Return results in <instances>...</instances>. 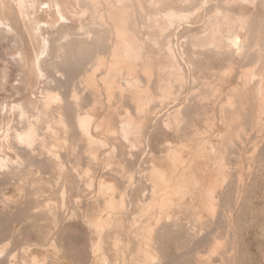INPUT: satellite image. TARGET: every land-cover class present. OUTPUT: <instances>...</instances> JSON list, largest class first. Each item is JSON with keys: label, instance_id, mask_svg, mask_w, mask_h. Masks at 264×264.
<instances>
[{"label": "rangeland", "instance_id": "obj_1", "mask_svg": "<svg viewBox=\"0 0 264 264\" xmlns=\"http://www.w3.org/2000/svg\"><path fill=\"white\" fill-rule=\"evenodd\" d=\"M204 4H202L204 8L202 6L203 9L200 14L205 17L214 9V5L216 4H221L224 8L228 6L233 11H237L236 7H238L237 5H230L224 0H215L212 5H207L208 7ZM262 6L264 13L263 3H261ZM220 7L223 8L222 6ZM150 9L152 10V8ZM257 9L258 7L255 10ZM231 10L228 13L231 14ZM262 18L264 19V15ZM5 20L3 19L4 22H2L8 23ZM85 20L83 25H86ZM62 22L76 26L77 30L83 27L77 23V20H62L58 23L59 27ZM196 23L188 25L189 28L183 27L179 34L183 37V34H186L188 30L192 34V29L195 28L193 31H196L197 28L200 29L201 24L198 25V20ZM59 27L51 28L54 30L51 35H56L55 30ZM6 29H10L9 34L0 36V139L4 137L6 127L11 125L15 118L16 111L13 110L12 106L19 104L31 111L32 105L30 103L34 99L32 92L36 90L31 84V79H29V87L23 86L17 79L21 76L22 66L25 63L21 54L23 50H29L28 43L30 42V38L17 27L13 29L7 27ZM189 34L184 35L186 37H183V39H189L187 38ZM171 36L173 35H167L161 39V42L172 39L173 37ZM182 37L178 38V40H183ZM158 38L155 41H158ZM108 45L107 42H101L97 54H93L94 50H88L87 52L89 48L84 47L85 52L82 49L83 53L79 51L81 55L76 53V56H73L75 60L68 61L72 66L69 77H73L69 78L67 83L63 85V89L67 88L70 92H75L76 89L78 95L76 99L79 103L77 111L81 114L87 112L95 113L96 109L99 111L98 109H100L101 105L96 104V101L92 98L90 92H88L89 89L86 90L87 88L85 89L83 85L79 84L74 75L92 73L91 68L93 67L91 63L99 61L100 57L106 61L109 58L107 52ZM195 56L197 58L201 57V61L198 59L199 62H197ZM195 56L193 66L195 65L196 69L193 67V71L197 75V78L199 77L198 81L200 82L201 80L200 83L197 81L199 86L197 91L207 94L205 96V99H208L209 102L207 105L211 104L219 109L222 101L225 99V97L219 95V92L227 91L229 94H232L235 82H241V79L244 80V78L242 76V78L238 77V73H236L238 71H235L230 81L224 80L220 72V69L225 66L224 60L210 57L207 59L211 61H208L204 57V54L200 52L195 54ZM70 59L71 57L68 58V60ZM76 59L80 62L76 61ZM203 59L206 60L205 63L207 64L202 62ZM208 62L211 63L208 64ZM29 63L32 66L34 61L29 59ZM197 63L198 65L200 63L201 66H197ZM248 66L249 69L253 67L252 65ZM101 68L98 73L103 72L101 70H104V67L101 66ZM214 69H216L215 76H211ZM64 76L65 74L63 73L61 77L63 78ZM211 77L220 81L214 93H211L213 92L212 88L206 84V81ZM74 78L76 79L74 80ZM95 84L100 89V83L96 81ZM236 85L238 88L235 87V89L240 90L239 83ZM208 87L210 88L208 89ZM143 88H146V86H143ZM81 93L82 96H80ZM31 94L32 96H30ZM37 94H39L38 91ZM237 95H239L238 101L236 100L238 98ZM237 95L235 93V99L231 102L233 107L236 106L234 108L236 111H240V106L241 108L248 107L245 109L247 112L254 109L253 101L243 99L242 94H239V92ZM235 100L238 102L236 103L237 105L235 104ZM109 107L114 116L116 112L118 114L120 110L124 111L125 109L129 110L128 112L131 116L135 114L133 104L125 98H121L120 100L115 99L114 102L111 101ZM234 109H230L229 112H235ZM204 110V107L199 108L198 113H194L191 118V121L199 122L198 133H194L195 127L190 124L185 129V133H182L181 139L174 137H170V139L177 145H184V155L186 158H188V152H191L195 148L194 144L198 140L201 141L203 138L209 136L215 146L221 142L220 144L223 146L221 153L224 152L222 154L225 156L222 160V164L224 161V168L221 163L213 164V157L208 159L206 156L199 157L190 164H179L177 174L182 173V184L180 186H178L179 184L176 185V188L172 189V191L169 189L171 191L170 194L169 190L166 191L165 186L161 185L163 192H168L167 194L170 198L161 207L155 208L148 213L144 212L143 215H139V209L141 210L148 200L145 197L149 196L150 189L152 188L151 183L156 180L159 181L158 175L150 168V160L156 161L155 165L159 168L161 167L160 169H165L168 172L171 169L173 170V164L169 162L168 164H164L162 163V158L155 157L153 154H160L163 149L161 145L163 144L164 137L157 131H153L156 133L151 132L153 134H148L151 137L145 138L143 135L142 137L139 135V145L133 141L132 136H128V138L130 137L128 146L132 144V147L129 146L130 148L128 147L124 151L120 148L113 151L111 149L112 140L110 137H106L107 132L104 129L103 131L101 129V132L98 131L97 134L95 132V136L101 142L97 148L91 143H87L88 145H86L85 141L83 142L78 136L73 135L72 130H69L67 135L68 143H65V145L68 144V147L63 143H61L63 147L59 144L62 160H66V162L63 160L65 164L61 173L59 172L58 164L47 165L38 160L35 161L36 164L34 162L29 163V166L28 164H22L21 168L26 169H22L18 176L16 175L14 178L5 177L0 173V264H153L154 261L151 263V256L153 255V260L156 259L155 262L157 264H264V152H262L261 157L257 160L258 162L246 164L245 156L247 152H243L241 144L236 145L239 149L238 151L235 148L231 149L233 141L234 144L235 142H243L242 144L246 145L244 142L246 137L244 138L243 136L249 137V134L253 135L257 132L259 124H261L262 130L259 133L264 136V119L255 121L257 118L248 113L247 115L243 114L245 116L227 117L225 118L226 120H221L217 116L211 122L206 118ZM67 111L73 115L71 110L68 109ZM113 112L115 113L113 114ZM142 120L146 121L145 118ZM139 121L143 124L140 119ZM210 123L212 127H209ZM59 130H56V141L60 143L63 138V132ZM116 133L118 134V132ZM222 134L224 139L221 140ZM176 139L177 141H174ZM223 141H227L228 144L225 142L226 145L222 144ZM187 144L193 145L192 148L186 147ZM134 148H138V157H133L132 155L134 152L132 149ZM121 150L124 152L123 156ZM126 152L131 156H127ZM152 155L155 158H152ZM138 159H141V164L136 163ZM219 164L221 167H217ZM225 164H227V167ZM217 168H220L221 172L213 173L214 169L217 170ZM77 169H79V172H82L83 176ZM75 172L80 174V177L82 176L81 179L75 177L73 174ZM213 174L215 175L213 176ZM217 174L220 175L218 176ZM101 181L102 186L100 187ZM174 182L176 180H173ZM111 183H114L115 186L113 184V187ZM106 185L112 188H108ZM236 185H239L240 188ZM203 187L210 188H206L203 192L205 189ZM219 188L221 191H219ZM111 189L117 192L113 193ZM208 190H210L211 194H208L210 193ZM190 191L193 192L191 193ZM204 193L205 195H203ZM171 194L173 195L171 196ZM206 194L209 196H206ZM238 197L239 199H236ZM53 214L56 216H52ZM140 216L142 218L148 217L145 218L147 220H143L139 219L141 218ZM225 218L230 219L228 221ZM149 227L154 228L153 232L149 230ZM154 243L156 246L153 247ZM232 255L234 256L232 257Z\"/></svg>", "mask_w": 264, "mask_h": 264}, {"label": "bare ground", "instance_id": "obj_2", "mask_svg": "<svg viewBox=\"0 0 264 264\" xmlns=\"http://www.w3.org/2000/svg\"><path fill=\"white\" fill-rule=\"evenodd\" d=\"M214 1L215 0H0V36L9 34L10 29H6L7 27L11 29L17 27L30 38V42L28 43L29 50L25 49L21 54L25 63L22 66L21 76L17 79L23 86L28 87V83H30L29 79H31V84L33 88L36 89L33 91L30 85L34 96L33 101H31V103L29 102L30 105H32L31 111L19 104H14L12 106L13 110L16 111L15 118L11 125L6 127L4 137L0 139V173L5 177L14 178L16 175L18 176L22 169H26L21 168L22 164H28L29 166V163L34 162V164H36V160L42 161L47 165L58 164L57 166L61 173L66 160L63 159L65 162L62 160L60 145H62L61 143L64 145L68 143L67 135L69 130H72L73 135L75 134L78 136L83 142L85 141L86 145L91 143L97 148L98 144L101 142L95 136V132L97 134L98 131L101 129L103 131L104 129L107 132V135L105 134L106 137L108 136V138L110 137L112 140L111 149L113 151H116L117 148L123 149L124 151L129 146L132 147V144L128 146V141L131 136L133 141L138 144L139 135L141 137L143 135V137L146 138L150 136L148 134H153L156 133L153 131H157L164 137L163 144L161 145L163 149L161 150L162 153L153 154L155 157L162 158V163L168 164L169 162L173 164V170L171 169V171L168 172L165 169H160L161 167L159 168L155 165L156 161L150 160V168L158 175L160 183L158 180L151 183L152 188L150 189L149 196L145 197L148 198L144 205L145 207L143 206L141 210L139 209V215H143L144 212L148 213L155 208L161 207L166 200L170 198L166 191L169 189L172 191V189L174 190V188H176V185L179 184L178 186H180V184H182V173L180 172L177 174L179 164H190L192 161L204 156L208 159L213 157V164H222L223 157H225L222 154L224 152L221 153L223 146L220 144L221 142H219L220 145L218 144L215 146V144L211 142L209 136L203 138L201 140L202 142L198 140L196 144H194L195 148L193 147L194 149L188 152V158L184 155V145H177L170 139V137L180 138L190 124L195 127L194 133H198L199 122H193L191 118L194 113H198L201 107L205 108L206 118L211 122H213L212 120L217 116L222 120L227 117L245 116L248 113L257 118L255 121L264 119V19L262 18L264 13L262 9L263 6L261 7V3L264 4V0H224L230 5H237L238 7L235 6L237 11L231 10L228 6L224 8L223 5L216 4L217 6L214 5V9L211 10L206 17L200 14L204 8L202 4L205 3V6L212 5ZM257 7L259 10H255ZM150 8H152V10ZM229 10L232 11L231 14L228 13ZM3 19H6L8 23L6 20L5 22L7 24L3 23ZM144 19H146V21H144ZM62 20H77V23L83 27L77 30L76 26H72L67 22H62L59 27L58 23ZM84 20L86 25H83ZM197 20L198 25L201 24V28L198 29L197 25L196 31H193L195 28L192 29V34L189 30L186 31L183 37H186L184 35H188L189 33V36H191L187 37L189 39H183L181 34H179L180 31L183 27L189 28L188 25L196 23ZM57 27L59 28L55 30L56 35H51L54 31L52 29ZM167 35H173L171 36L173 38L161 42V39ZM181 37L183 40H178V38L180 39ZM156 38H158V41H155L157 40ZM101 42H107L109 44L107 51L109 58L105 61V59L102 60L100 57L99 61L92 62V73L84 75L71 74L77 78H74V80L76 79L85 89L87 88L86 90L89 89L88 92H90L96 104L98 103L101 105V110L98 109L99 111H97L96 109L95 113L87 112L81 114L77 111L79 109V103L76 99L78 96L76 89L73 88L75 92L72 89L73 92L68 91L67 88L63 89V85L67 83L69 78L73 77H69L72 66L68 61L75 60L73 56L75 57L76 53H79V51L80 53L82 51L85 52L84 47L89 48H86L87 52L88 50H94L95 52L93 54H97ZM198 52L204 54V57L208 61H211L207 59L210 57L224 60L225 66L220 69L221 76L224 80L230 81L235 71H238L236 72L238 73V77L242 76L244 78V80L241 79V82H238L240 90L235 89L237 86L236 84H238L235 82L232 94H229L227 91L219 92L220 96L225 97L219 109L214 105H207L209 104L208 99H205L207 94L197 91V89H199L197 83L199 77L197 78V75L193 71V67H195L193 63L195 60L199 62L202 59L201 57L200 59L195 56ZM46 56L48 57L46 58ZM194 56L196 57L195 60ZM69 57H71L70 60H68ZM29 59L34 61L32 66H30L32 62L30 61L29 63ZM204 59L202 60L203 63L206 62ZM77 60L78 59H76V61ZM200 63L199 65L197 63V66H201ZM210 63L208 62V64ZM248 65H252L253 69L251 67V69H249ZM101 66L104 67V70L98 73ZM242 67L244 68L242 69ZM27 69L28 71L30 70L29 73ZM215 72L216 69L213 70L211 76H215ZM63 73L65 76L62 78L61 75L63 76ZM74 80L73 82H75ZM96 81L100 83V89L96 87ZM206 84L212 88L213 92L211 93H214L220 81L219 79L215 80L214 77H211L206 81ZM143 86H146V88H143ZM210 87H208V89ZM37 91L39 94H37ZM238 92L242 94L243 99L245 98L249 99L251 102L253 101L254 109L248 110V112L245 110L248 107L241 108L240 106V111L234 109L236 106L233 107L231 102L235 99V93L237 95ZM32 94L30 96H32ZM80 96H82V93ZM237 96L238 98L236 97V100L238 101L239 95ZM121 98L129 100L131 104H133L135 111L134 115L132 114L131 116L128 112L129 110L126 109L124 111H118V114L115 111L116 113L113 112L115 116L112 115L110 111L111 108L109 107L110 102H114L115 99L120 100ZM236 100L235 104L238 103ZM229 108L234 109L235 112H229ZM68 109L72 111L73 115L68 113ZM143 118H145L146 121H143ZM225 120L224 122H226ZM260 126L261 124L257 126L258 130L253 135L247 133L249 137L243 136L244 138L246 137L244 141L246 145L242 144L243 142H235L234 144V141L233 145H230L231 149L235 148L236 151H238L239 149L236 145L241 144L243 152H247L245 156L246 161L244 160L246 164H255L261 157L262 152H264V136L259 133L261 130ZM209 127H212L211 123ZM58 129L63 132V138L60 143L56 141V130ZM116 132H118L119 135ZM128 136L130 137L128 138ZM220 139L222 140L224 138L222 137ZM174 141H177V139ZM230 141L232 142V140ZM224 142L225 141H223L222 144ZM225 143H227V141ZM67 145L68 144L65 146ZM134 146L136 147V145ZM192 146H190V144L186 145L189 149L192 148ZM139 148L141 147L139 146ZM137 149H132L134 150L132 154L133 157L137 156ZM132 150L130 149V151ZM123 154L124 152L122 156ZM126 154L127 156L130 155H128L127 152ZM142 155L141 157H143ZM155 157L152 155V158ZM130 159L132 160V158ZM140 162L141 159L136 161L137 164H141ZM223 165L224 161L222 166ZM225 165L227 167V164ZM219 166L221 167L220 164L217 167ZM77 170L79 172V169ZM214 170L213 173H217L218 171L221 172L220 168ZM79 173L82 175V172ZM73 174L80 179L83 176L80 177V174L76 172ZM214 175L215 174H213V176ZM173 180H176V182L173 183ZM222 183L225 184L224 182ZM161 185L165 186L166 191L163 192ZM101 186L102 181L100 182V187ZM236 186L239 187V185ZM107 187L109 188L110 186ZM207 187H203L205 188L203 192ZM183 189L185 188L183 187ZM111 190L113 193L117 192H114L113 189ZM170 190L169 194L171 192ZM208 191L210 192V190ZM219 191H221L220 188ZM205 193L203 195H205ZM208 194H211V192ZM208 194H206V196ZM172 195L173 194H171V196ZM236 199H239V197ZM167 203L169 202L167 201ZM226 210L228 209L226 208ZM54 214L52 216H56ZM145 218L141 217L139 219L144 220ZM229 219L230 218L227 220L229 221ZM228 221L226 222L228 223ZM153 229V227H149V230H152V232ZM155 233L158 234L156 231ZM154 246H156L155 243L153 247ZM153 256H151V263L154 261L153 264H157V262H155L156 259L153 260ZM233 256L234 255H232V257Z\"/></svg>", "mask_w": 264, "mask_h": 264}]
</instances>
